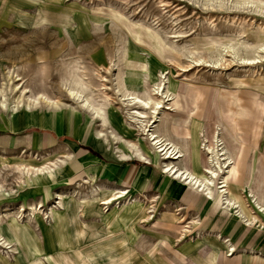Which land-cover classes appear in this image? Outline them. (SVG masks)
I'll return each instance as SVG.
<instances>
[{
	"label": "rangeland",
	"instance_id": "obj_1",
	"mask_svg": "<svg viewBox=\"0 0 264 264\" xmlns=\"http://www.w3.org/2000/svg\"><path fill=\"white\" fill-rule=\"evenodd\" d=\"M73 1V9L72 0H65V7L70 11L68 20L74 22L78 48H71V32L50 29L46 34L32 33L33 39L46 36L45 49L22 47L27 39L23 35L17 37L13 33L2 38L6 40L4 45L11 46L0 47V125L6 111L11 115L21 110L30 113L42 105L54 115L63 111L78 116L82 113L87 124L100 123V137L104 139L108 126L115 124L113 114H119L114 107H119L134 135L133 142H139L146 157L152 160L153 172L159 170L161 175H169L163 172L164 161L149 133L131 118L139 106H127L126 99L115 90L120 78L127 91L160 99L152 91L160 83L164 92L172 96L159 111L161 119L155 127L188 157L171 161L177 168L185 165L191 169L195 133L200 166L205 168L204 145L206 140L211 145L218 130L236 159L234 174L228 177L229 192L242 198L244 205L240 211L246 215L251 212L249 187L243 184V171L239 174L238 168L244 159L246 182L251 177L254 186L264 185V167L254 165L252 156L264 157V15L249 7L235 8L224 0ZM224 44L228 47L224 48ZM41 51L48 52L49 58L39 60ZM242 55H255L257 63L247 65L239 60ZM98 56L106 59L105 65L96 63ZM71 71L87 83L94 104L103 110L105 126L82 106V97L73 99L61 84L62 74ZM15 85L17 90H13ZM23 89L25 94L16 103V96ZM103 91L110 95L109 100L104 98ZM40 94L57 102L58 107L54 110L44 100L27 106L26 97ZM183 105L193 106L186 113ZM197 105H207V127L195 131L190 127L192 116L199 114L194 108ZM61 124L55 120L53 126ZM109 135L119 139L113 132ZM0 144L4 145L1 140ZM33 157L30 150H0V264H199L178 251L182 239L176 241L153 225L157 216L168 214L167 207L152 209L159 199L158 192L131 194L124 187L103 188L96 181H77L73 177L67 180V186L58 182L48 187L50 179L39 181L16 169V165L32 164ZM68 157L54 162L71 159ZM65 165L58 162L56 175H62ZM250 190L255 189L251 186ZM121 193L125 194L119 197ZM107 200L110 202L101 203ZM31 206L35 210L30 211ZM12 225H17L18 235ZM198 237L195 230L191 238ZM204 251L210 248L205 247Z\"/></svg>",
	"mask_w": 264,
	"mask_h": 264
},
{
	"label": "crops",
	"instance_id": "obj_2",
	"mask_svg": "<svg viewBox=\"0 0 264 264\" xmlns=\"http://www.w3.org/2000/svg\"><path fill=\"white\" fill-rule=\"evenodd\" d=\"M73 3L72 0V9ZM68 8L65 7V0H0V47L11 46L10 43L4 45L6 40L2 38L14 33L17 37H27L22 47L38 46L45 49L48 47L46 36L33 39L32 33L46 34L50 29L55 32H71V48H78L73 19L70 22L67 18L70 14ZM44 58H49L48 52L41 51L39 60ZM94 60L97 64H106L103 56ZM191 106L193 105L181 107L188 113ZM199 107H194L198 109L199 114L192 116L190 127H194L195 131L207 127V105L205 108ZM114 108H118L119 114H113L115 124L108 126L104 139L97 135V132L103 129L98 126L100 123L94 121L87 124L82 113L78 116L63 111L54 115L47 113L42 105L30 113L21 110L18 114L11 115L6 111L0 125V140L4 143L0 144V150L16 153L30 150L34 152V157L38 155L37 159L31 158L30 165L33 166L71 156V159L66 160L67 164L63 167L61 175L62 182L58 185H69L67 180L73 177L77 181L83 178L96 181L103 185V188L124 187L131 194L158 192L159 199L154 201L152 209L167 207L168 214L153 219V225L159 227L155 229L170 234L168 236L176 241L182 239V244L177 243L181 244L180 250L176 249L196 263L264 264V215L255 209L250 194L252 192L260 195L264 204V185L254 186L251 177L246 182L244 159L238 169L239 174L243 171V184L249 187V198L252 199L250 204L253 210L248 211L247 215L227 206L218 196L212 198L171 175H161L159 170L153 172L152 160L147 158L139 142H133L134 135L129 131L120 108ZM55 120H59L61 126H53ZM109 132H113L119 139H111ZM197 138L194 133V139ZM192 147L198 149V140H195ZM54 155L57 158H54ZM139 155L146 158V161L140 159ZM193 155L195 156V153ZM252 156L256 161L254 165L264 167V157L261 159ZM201 168L202 166L194 164L191 172L196 176L202 171ZM251 186L254 191L250 190ZM229 196L239 204V208L244 205L239 194L229 192ZM195 230L198 231L199 237L193 240L191 236ZM205 247L211 250L204 251ZM231 248H234V252H231ZM228 250L231 254L227 253Z\"/></svg>",
	"mask_w": 264,
	"mask_h": 264
},
{
	"label": "bare ground",
	"instance_id": "obj_3",
	"mask_svg": "<svg viewBox=\"0 0 264 264\" xmlns=\"http://www.w3.org/2000/svg\"><path fill=\"white\" fill-rule=\"evenodd\" d=\"M204 1V3H208L210 0H201ZM220 1V0H219ZM228 4L233 5L235 8H245L249 7L254 12L261 13L264 15V0H224ZM223 1V2H224ZM221 2V1H220ZM203 3V2H202ZM226 3V4H227ZM223 4V3H222ZM204 5V4H203ZM214 5V4H213ZM212 7V6H211ZM219 8V7H218ZM223 8V7H222ZM241 8V9H242ZM250 9V10H251ZM264 26V25H263ZM264 38V37H263ZM242 46V45H241ZM224 48L228 47L227 44L223 45ZM231 50H235L234 45H230ZM259 47H262V45H259ZM230 49V48H229ZM248 49V48H247ZM220 50V49H218ZM226 50V49H225ZM253 51V50H252ZM264 51V50H263ZM264 54V53H263ZM255 56V55H254ZM254 56H248V55H242L240 56L239 60L242 62H245L248 64H254L257 60ZM264 56V55H262ZM237 57V56H236ZM241 62V63H242ZM217 63V62H216ZM244 63V64H245ZM257 63V62H256ZM242 64V65H244ZM252 66V65H251ZM103 78V76H101ZM61 84L64 85L68 91V94L73 99H80L82 97L81 104L83 107L89 109L92 112L93 118L100 119L103 126L107 123V120L105 119L103 115V110L100 107V105L94 104L93 96H91L89 91V87L87 83L83 80L82 76L77 74L76 72H67L62 74L61 76ZM103 80V79H101ZM105 81V79L103 80ZM104 86V84H102ZM102 86V88H103ZM18 86L15 85L13 90H17ZM162 84H155L153 86V95H157L160 97V99H154L151 96H140L137 95L135 92H129L126 90L124 85H122L120 78L117 79V83L115 85V90L117 91L118 95L122 99H126V105L131 106L133 104L138 105V109H134L131 118H135L137 122L141 124L142 130L149 135L151 141L153 142V145L155 146L157 152L162 156L163 159V172L171 175L174 179L182 180L186 184L196 187L199 191L205 192L207 195H209L212 198H218L227 206H230L232 208H235L240 214V209L237 206V204L234 202V200L229 196L228 192V177L232 176L235 171V165H236V159L232 155V151H230L226 145V143L221 139L219 135V131L217 130L214 133L212 143L211 145H204V148L206 149V164L207 166L203 168L201 171V176L194 175L191 170L192 166L200 165V159L197 154V151L200 150V148L197 149V147L194 148L193 154L195 153V156L192 154V157L190 159V168L184 165L183 168H177L176 163H173L171 159H177V160H185L187 159V154L184 150L181 149L180 146H178L176 143H174L168 135L165 134V132H160L155 125L158 121H160V116H158L159 111L164 108L165 101H169L172 94L169 92H164V89L162 88ZM102 90V89H101ZM25 94V89L21 90L18 95L16 96L15 102L20 103L21 95ZM104 98L108 99L111 98L110 95L105 93L103 91ZM4 97V95H3ZM28 104L27 106H30L31 103H37L39 100H44L49 107L55 110V107H58V103L54 102L49 97H46L44 94H40L38 96H28L26 97ZM4 100V99H3ZM150 104H152V107H149ZM2 107H5V104L3 101H1ZM168 105V104H167ZM147 109H151L152 112L148 113L146 112ZM168 109V108H166ZM158 116V120L157 119ZM147 120V121H145ZM248 121V120H247ZM247 125V124H246ZM250 125V124H248ZM247 127V126H246ZM246 130V129H245ZM98 136L102 135V130H99ZM243 133V132H242ZM197 141V139H195ZM202 148V149H204ZM28 151V150H27ZM26 153V151H24ZM140 159L146 161V158L141 157L139 155ZM177 157V158H176ZM68 158H71L69 156ZM58 162L63 163L65 165L66 161H52L51 162H44L40 165L33 166V165H16V169L19 171L22 175H34L37 177L39 181L43 179H50L47 184L48 187H51L53 185H56L58 182H62V176L56 175L55 169L58 166ZM175 164V165H174ZM221 173V175L219 174ZM43 183H41L42 185ZM45 185V184H43ZM1 187V186H0ZM215 188V191L213 189ZM215 192V193H214ZM125 193H121L119 197H122ZM252 195L251 198L253 199V205L255 209L264 215V204L263 199L259 195L254 194L250 192ZM256 195V196H255ZM249 197V196H248ZM251 199V200H252ZM110 200L102 201V204L109 203ZM30 211L35 210L34 207H29ZM15 234L18 235L16 226L12 225ZM19 230V228H17ZM16 230V231H15ZM211 250V249H210ZM220 251V250H219ZM230 250H228L229 252ZM231 252H234V249H231Z\"/></svg>",
	"mask_w": 264,
	"mask_h": 264
}]
</instances>
